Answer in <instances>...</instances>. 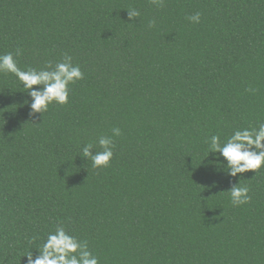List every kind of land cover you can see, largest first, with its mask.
Returning a JSON list of instances; mask_svg holds the SVG:
<instances>
[{"label": "trees", "instance_id": "obj_1", "mask_svg": "<svg viewBox=\"0 0 264 264\" xmlns=\"http://www.w3.org/2000/svg\"><path fill=\"white\" fill-rule=\"evenodd\" d=\"M17 50L22 69L67 54L85 75L30 115L0 73V264L58 225L100 264H264V167L230 177L205 157L210 136L264 121V0H0V54ZM114 127L92 168L83 146ZM238 182L251 199L234 206Z\"/></svg>", "mask_w": 264, "mask_h": 264}, {"label": "clouds", "instance_id": "obj_2", "mask_svg": "<svg viewBox=\"0 0 264 264\" xmlns=\"http://www.w3.org/2000/svg\"><path fill=\"white\" fill-rule=\"evenodd\" d=\"M151 2L162 6L164 0ZM127 10L132 21L141 15L135 8ZM200 19L199 12L188 17V20L197 24ZM20 55V50L15 54H0V73L14 75L31 97L30 115H43L52 104H68L70 86L83 80L85 75L80 65L73 63L72 56L65 54L55 64L47 61L43 67L22 69L17 62ZM248 91L254 92L255 89ZM119 135L121 129L112 128L111 135H101L95 144H85L80 156L90 161L94 169L109 167L115 148L113 138ZM206 143L208 150L205 157L213 154L217 161L223 158L224 169L230 177H237L238 174L242 177L250 170L256 173L264 167V121H259L257 127L235 129L223 140L219 135H212ZM228 191L234 206L247 204L251 199L249 188L240 186L239 182L233 184ZM35 248L38 253L35 257L32 251L24 255L27 256V264H100L99 257L89 249L88 242L70 233L63 225H58L54 231L48 232L42 243Z\"/></svg>", "mask_w": 264, "mask_h": 264}]
</instances>
